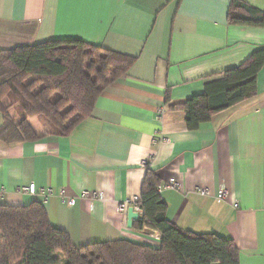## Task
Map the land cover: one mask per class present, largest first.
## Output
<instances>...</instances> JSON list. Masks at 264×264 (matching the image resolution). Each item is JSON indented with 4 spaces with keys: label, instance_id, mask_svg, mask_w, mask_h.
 Wrapping results in <instances>:
<instances>
[{
    "label": "crops",
    "instance_id": "crops-1",
    "mask_svg": "<svg viewBox=\"0 0 264 264\" xmlns=\"http://www.w3.org/2000/svg\"><path fill=\"white\" fill-rule=\"evenodd\" d=\"M243 1L264 11V0ZM230 2L0 0V49L78 39L137 58L68 135L0 141V204L42 202L76 246L120 239L158 246L160 233L134 226L141 214L129 226L128 209L119 208L141 194L147 160L161 176L172 222L232 238L240 264H264V64L256 95L196 130L172 107L264 48V27L229 22ZM38 118H29L33 127ZM32 182L52 188L46 201L19 192ZM222 187L226 199L217 195Z\"/></svg>",
    "mask_w": 264,
    "mask_h": 264
},
{
    "label": "trees",
    "instance_id": "trees-1",
    "mask_svg": "<svg viewBox=\"0 0 264 264\" xmlns=\"http://www.w3.org/2000/svg\"><path fill=\"white\" fill-rule=\"evenodd\" d=\"M228 20L264 27V11L231 0ZM136 59L78 39L0 49V141L68 135L92 114L103 89L126 74ZM263 64L264 48H260L221 76H210L202 93L172 107L183 110L188 129L196 130L217 112L256 95ZM12 107L19 113L11 114ZM34 116L48 121L49 132L39 134L34 129L29 121ZM146 166L142 213L134 226L159 232L160 245L120 239L76 246L66 231L51 223L42 202L0 204V264H240L232 238L184 229L168 218V204L159 189L161 176Z\"/></svg>",
    "mask_w": 264,
    "mask_h": 264
},
{
    "label": "built area",
    "instance_id": "built-area-1",
    "mask_svg": "<svg viewBox=\"0 0 264 264\" xmlns=\"http://www.w3.org/2000/svg\"><path fill=\"white\" fill-rule=\"evenodd\" d=\"M142 164L145 166L148 164L147 160L142 161ZM177 186V185H176ZM162 187L159 186V189H161ZM19 192L24 193V194H40L43 197V200L46 201L48 199V197L52 194V188L51 187H43L38 189L36 184L34 182L26 184V185H22L21 187H19ZM208 191L203 189L202 193H207ZM84 195H90L87 191H85L83 193ZM65 195V191L64 189L61 190V196ZM92 195V194H91ZM96 193H93V196H95ZM218 197L221 199H226L229 195V191L226 187H222L218 193H217ZM75 198L71 197L68 199V204L69 205H74L75 204ZM140 201H141V196L140 195H134L129 199H126L122 202H120L119 204V208L121 211H126V209H128L129 207H133L134 211L139 212V214L142 213V208L140 206ZM234 205L237 207L238 203L234 202ZM159 233V232H158ZM160 239L162 237L161 234H159Z\"/></svg>",
    "mask_w": 264,
    "mask_h": 264
},
{
    "label": "rangeland",
    "instance_id": "rangeland-1",
    "mask_svg": "<svg viewBox=\"0 0 264 264\" xmlns=\"http://www.w3.org/2000/svg\"><path fill=\"white\" fill-rule=\"evenodd\" d=\"M38 117H40V118H38V119H40L39 121H40V123L39 122H37V121H35L34 122V127H35V130L39 133V134H42V133H46V132H49V130H50V128H51V126H50V124L48 123V121L43 117V116H38Z\"/></svg>",
    "mask_w": 264,
    "mask_h": 264
},
{
    "label": "water",
    "instance_id": "water-1",
    "mask_svg": "<svg viewBox=\"0 0 264 264\" xmlns=\"http://www.w3.org/2000/svg\"><path fill=\"white\" fill-rule=\"evenodd\" d=\"M128 217H129L128 225L131 226L132 221L139 217V212L134 211L133 207H129L128 208Z\"/></svg>",
    "mask_w": 264,
    "mask_h": 264
}]
</instances>
